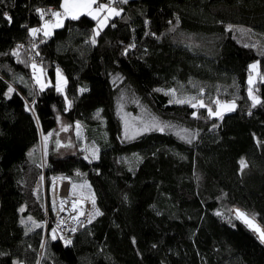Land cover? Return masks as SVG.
<instances>
[{
	"label": "trees",
	"instance_id": "trees-1",
	"mask_svg": "<svg viewBox=\"0 0 264 264\" xmlns=\"http://www.w3.org/2000/svg\"><path fill=\"white\" fill-rule=\"evenodd\" d=\"M60 4L0 0V264H264V243L232 212L238 205L264 228V105L252 108L247 81L249 64L259 61L253 88L264 101V43L251 47L253 32L264 35V0H128L94 45L97 20L87 15L65 19L51 37L30 36L28 28L42 22L35 9ZM239 26L247 36L238 35ZM28 39L37 47L12 55ZM31 55L49 81L43 91L31 79ZM57 69L67 80L63 93L55 87ZM193 83L210 106L218 96L235 99L236 110L221 120L205 108L169 103L157 91L195 90ZM9 86L15 92L6 96ZM121 94L170 127L124 137L116 107ZM33 100L34 112L26 110ZM58 115L89 129L101 122L98 159L78 149L57 155L51 146L43 167L36 154L29 156ZM192 134V143L181 139ZM57 174L86 179L103 213L78 224L71 244L52 239L49 199L43 224L45 210L34 194L42 177L48 186ZM22 216L34 225L26 227Z\"/></svg>",
	"mask_w": 264,
	"mask_h": 264
},
{
	"label": "snow or ice",
	"instance_id": "snow-or-ice-1",
	"mask_svg": "<svg viewBox=\"0 0 264 264\" xmlns=\"http://www.w3.org/2000/svg\"><path fill=\"white\" fill-rule=\"evenodd\" d=\"M127 3H128V0H108L107 3H100L99 0H61L60 10H53L51 8H49L47 10L44 8H36L35 11L39 14L40 19L43 21V24L40 27L28 28V32H29L30 36H32L33 38L37 37L40 33H43L44 37H51L53 35V29L61 28L64 26V20L65 19L70 18L72 20H78V19H80V17L82 15H87V16H91L93 19L98 21L97 27H96V29L93 30V36L91 37V40H90V42L94 45V44H96V37L99 36L100 32L103 30L104 27L108 26L107 22L109 20L116 18V17H120L122 12L124 11L123 8L117 7V5L118 4H127ZM49 13L51 14V17L55 18V22L52 19L45 20V16L48 15ZM2 16L9 24L13 23V17L7 11H4L2 13ZM178 22H179V18L177 17V23ZM146 23H147V21H146ZM169 23H171V21ZM111 26L115 27V24H112ZM232 28H233L232 25H228L229 31H231ZM146 35H147V33H146ZM41 42H43V41H41ZM23 47H24L23 45L18 44L16 46V49L13 50L12 55L19 58V50ZM36 47H37V45L35 43H33L32 48L35 49ZM128 47L129 48L135 47V45L131 44ZM245 47H249V45H245ZM251 47H256V45L253 44V45H251ZM126 52H127V49H125V53ZM260 54L264 55V52H261ZM36 55H39V53L37 52ZM259 63L260 62L257 61L253 64H250L249 65L250 71L251 72H257ZM31 68L33 70L36 82L40 85V90L43 91L44 88H46L48 85L46 83H42L41 79H40V75H37V71L39 70V72L42 73L43 69L40 68L35 62H33L31 64ZM257 75H259L258 72H257ZM57 77H58L57 84L55 85L56 90L58 92L63 93L65 90V86L67 85V80L63 77V75L61 74L59 69H57ZM260 78H261V80H264V76H261ZM255 82H256L255 77L253 75H249V78H248V85H249L248 96L252 100V108H255L257 105H264V101H262L259 96L255 95V91L253 88V85L255 84ZM79 91L81 94H83V93L88 91V88L87 87H81L79 89ZM157 91H162V90L157 89ZM201 91H203V89H201ZM13 92H15V89L13 87L9 86L7 93H5V95L9 96ZM171 94L173 95L174 99L170 100L169 103L190 104L191 107L194 109L195 108H205L210 117H217L221 120H223L225 113L233 112L236 110V107H237L235 99H233L232 101H223V102L219 99H216L214 101V103L216 105V110L214 111L212 109V107H209L208 105H206L202 100H198L196 103H193V101L196 100V97H189L186 99L175 98V90L174 89L171 90ZM65 99L67 100V97H65ZM67 103H68V108H71V106H72L71 101H67ZM34 105H35L34 100L32 101L31 105H28L26 103V105H25L26 110L34 112ZM65 110H67V109H65ZM100 111L101 110L97 111V113H96L97 116H99ZM192 115H193V117H197L196 112H193ZM249 115H251V111H249ZM216 126L217 125H213V127H216ZM80 127H81L80 122H77L76 123L77 135H79ZM151 127L156 128L159 131H164V128L160 127L159 124H156V123H154ZM67 130H68V126H63L61 128V131H67ZM149 130H151V129L148 126H145L140 131H149ZM181 131L182 132H188L187 129H182ZM124 134H125V137L128 139L135 138L134 136H128L127 121H125V133ZM52 135H53L52 132H49L47 135H45L43 137L45 142H47L49 137H51ZM56 135L58 136L59 134L56 133ZM194 138H195V134H192L191 138H189V136H181V139H185L188 143H192V140ZM56 144L58 147H60V146L71 147L70 142H69V144L61 145V142L59 140H57ZM98 151H99L98 149L92 150V159H98L99 158L98 157ZM31 154L32 153L30 152L29 156H31ZM85 159H88V157L85 156ZM240 166H241V170H243L248 165L244 159H241L240 160ZM76 187H77L76 185H73L72 186L73 190ZM81 187H83V186H81ZM63 203H64V201L61 202V210H63ZM79 203H80L79 201L75 202L73 204V208H76L79 205ZM91 203H92V208L94 211H92L88 214L89 222H91L92 219H95V217L103 215V213L100 212V210L96 208V201H95L94 196L91 197ZM21 211H23V209H21ZM216 214L221 215V213H219V212H217ZM79 215H84V213L80 212ZM237 217L242 218L243 221L250 228L253 229V231L258 233L259 240L261 241V243H264V228H261L260 226L255 225L253 223L254 217L252 219H250L246 213L241 212L239 210H237ZM29 219H31V217H29ZM72 219H78V217H72ZM21 223L23 224L24 221L21 220ZM60 223L63 224L64 221L61 220ZM35 227H40V225L36 224ZM57 227H59V225ZM29 231H31V229H29ZM72 231L75 232L76 229L73 228ZM52 232H53L52 239H54V240L57 239V237L55 235L56 229H53ZM71 242H72L71 240L65 241L66 244H71ZM133 243H135L134 239H133ZM14 264H16V262H14Z\"/></svg>",
	"mask_w": 264,
	"mask_h": 264
},
{
	"label": "rangeland",
	"instance_id": "rangeland-1",
	"mask_svg": "<svg viewBox=\"0 0 264 264\" xmlns=\"http://www.w3.org/2000/svg\"><path fill=\"white\" fill-rule=\"evenodd\" d=\"M108 0H104L102 3H107ZM53 10H56V8H54ZM51 19L55 22V18L51 17ZM98 23V21H97ZM43 24V22H41L39 24V26L35 25V26H31V27H40ZM30 27V28H31ZM97 25L94 27L96 29ZM228 27V25H227ZM54 30V29H53ZM236 32H238V35L240 36H247L245 33L246 31H244V29L242 27H238L236 29ZM253 41L251 42V44H255V43H264V35L261 34H257V33H252L251 34ZM256 61H252L250 64L255 63ZM249 64V65H250ZM40 68H42L40 65H38ZM61 72V71H60ZM61 74L63 75V77L65 78L64 74L61 72ZM37 75H40V79L42 83H46L48 84L49 81L48 79L45 77L44 73H40L39 70L37 71ZM249 75H253L254 77H256V72H251L249 69V74L247 76V81L249 78ZM55 85L57 84V70H56V74H55ZM31 79L33 81V83L37 86L40 87V85L36 82V79L34 77V73L32 70V74H31ZM29 85H31V81L28 82ZM190 86H193L195 88V90H191V89H187L186 87L179 85V86H172L169 88H160L163 92L167 93L169 96V100H173L174 97L171 94V90H175V98L178 99H186L189 97H196V100L193 101V103H196L198 100H202L206 105H208L209 107H212V109L215 111L216 110V105L213 102L211 104V106L208 104V102H206V100L209 99V95L205 94L204 90L201 91V87L200 85L197 83H193ZM13 87V86H12ZM14 88V87H13ZM81 88V87H80ZM79 88V89H80ZM213 101H215L216 99L223 101H232L233 99H223L220 98L218 96H214ZM28 105L29 103L26 102ZM131 103L134 106V109L129 108L128 104ZM68 104V103H67ZM117 111L119 114V117L121 119V123H122V134L125 137V121H127L128 124V136H133L139 132H141L140 130L143 129L145 126H148L149 128H152L151 126L156 123L159 124L160 127H170L169 123L161 120L157 115H155V113H153L152 111L148 110L146 108V106H144L140 101H138L137 99L130 97L127 98L124 94H121L119 96V101L117 102ZM95 118L97 120H100V117L97 116L95 114ZM80 122V129H79V135H77V129H76V123ZM63 126H68V130L67 131H61V128ZM98 126L99 128H101V122L99 123V125L97 126H92L91 129H89L88 125H86L84 122H82L81 120L75 119L73 121L68 120L66 117L62 116V115H58L57 116V124L54 127V129L49 130L48 132L44 133V134H39V140H38V144L34 147V148H30V150L28 151L29 153L31 152V157H35L34 154H36L39 157V165L41 167H43V163L45 160V157L49 151V148L51 146L52 148V152H54L57 155H63L69 152H73L75 150H80L81 155L85 158V156L88 157V160H92V150L93 149H98V145L96 143L95 140V135H97V131H98ZM49 132H52L53 135L51 137H49L48 141L45 142L44 140V136L47 135ZM56 133H58L59 135L57 136ZM59 140L61 142V145H66L69 144V142L71 143V147H64V146H60L58 147L56 144V141ZM36 149V151H35ZM43 178V177H42ZM41 180H39V182L35 185L34 187V194L39 197L41 199L42 205H43V209L47 210L48 207V199H49V203L51 201V205H50V210H51V214H53V212H57V202L53 196H51L50 191H49V187L45 186V179L43 178ZM72 181V186L76 185L77 187L73 190V192L77 195L83 196V197H87L89 198V185L87 183L86 179H82L79 181H75V180H71ZM83 186V187H81ZM52 206V209H51ZM90 211H94L93 208H90ZM47 216L48 213L46 212ZM30 216H22L21 220L24 221V225L26 227H30L34 225V221L31 219H29ZM46 218V215H45ZM49 217H47L48 220ZM43 224H46V222H44L43 220ZM14 262H16V264H24L23 262L19 261L18 259H15Z\"/></svg>",
	"mask_w": 264,
	"mask_h": 264
},
{
	"label": "bare ground",
	"instance_id": "bare-ground-1",
	"mask_svg": "<svg viewBox=\"0 0 264 264\" xmlns=\"http://www.w3.org/2000/svg\"><path fill=\"white\" fill-rule=\"evenodd\" d=\"M51 191L54 195V198L59 203V218L57 219V226L64 229V227L69 226L74 221L82 219L87 213V199L74 194L72 184L69 179L65 177H56L51 183ZM63 203V210H61V202ZM79 201V205L76 208H73V204ZM80 212H83L84 215H79ZM72 217H78V219H72ZM63 220L64 223L61 224L60 221Z\"/></svg>",
	"mask_w": 264,
	"mask_h": 264
},
{
	"label": "built area",
	"instance_id": "built-area-1",
	"mask_svg": "<svg viewBox=\"0 0 264 264\" xmlns=\"http://www.w3.org/2000/svg\"><path fill=\"white\" fill-rule=\"evenodd\" d=\"M49 8L54 9L55 7L52 6V5H49V6H47L46 10L49 9ZM48 19H51V14H50V13H49L48 15L45 16V20H48ZM41 21H42V20H41ZM42 22H43V21H42ZM42 39H43V37H39V40H40V41H41ZM32 43H34V41H33L32 39H28V40L26 41V43L23 45L24 47L21 48V49L19 50V53L22 52V51H24V50H26L27 47H29L28 45H31ZM33 62H35L37 65H39V60H38L36 57H34L33 55H31V56L28 58V68H29V71H30V72H32L31 64H32ZM58 176H60V177H65V178L69 179V181H70L71 184H72V181H71L72 179H71L69 176H67V175L57 174V175L53 176V177L50 179V182H49V184H48L50 194H51V196H53V197H54V195L52 194V191H51V183H52L53 179L56 178V177H58ZM74 194H75V193H74ZM76 195H77V194H76ZM79 196H80V195H79ZM92 196H93V194H92L91 192H89V198L81 196V197L87 199V200H86V201H87V213H86L85 217L82 218V219H78V220L74 221V222H73L72 224H70L69 226L64 227V229H61V228L57 227V224H56L57 219L59 218V212H60V209H59V203L57 202L56 204H57V209H58V211H57V212H56V211L53 212L52 217H51V219H50V222H51V234H53L52 230H53V229H56V232H55L56 237L59 238L64 244H66L65 241H66V240H70V234H71V232H73V231H72L73 228L76 229V227H77L78 224H84V223L89 222L88 214L91 212V211H90V208L92 207V203H91V197H92ZM54 199H55V198H54ZM55 200H56V199H55ZM56 201H57V200H56ZM50 205H51V201H50ZM51 209H52V206H51ZM45 215H46V218L44 219V222L47 221V217H48L47 214H46V210H45Z\"/></svg>",
	"mask_w": 264,
	"mask_h": 264
},
{
	"label": "water",
	"instance_id": "water-1",
	"mask_svg": "<svg viewBox=\"0 0 264 264\" xmlns=\"http://www.w3.org/2000/svg\"><path fill=\"white\" fill-rule=\"evenodd\" d=\"M237 210H239V211H241V212H244V213H246L247 215H248V217L250 218V219H252L253 217H254V220H253V223L255 224V225H258V226H260L261 228H263V225L261 224V222L253 215V214H251L250 212H248L247 210H245V209H243L242 207H240V206H238V205H234L233 207H232V212L235 214V216L237 217ZM238 218V217H237ZM240 221H242L255 235H256V237L258 238V233H256L255 231H253V229L252 228H250L244 221H243V219L242 218H238ZM259 239V238H258Z\"/></svg>",
	"mask_w": 264,
	"mask_h": 264
},
{
	"label": "crops",
	"instance_id": "crops-1",
	"mask_svg": "<svg viewBox=\"0 0 264 264\" xmlns=\"http://www.w3.org/2000/svg\"><path fill=\"white\" fill-rule=\"evenodd\" d=\"M56 10H60V6L59 7H56Z\"/></svg>",
	"mask_w": 264,
	"mask_h": 264
}]
</instances>
